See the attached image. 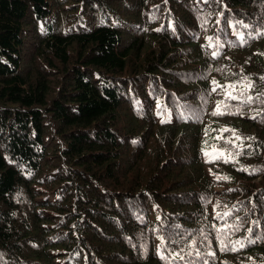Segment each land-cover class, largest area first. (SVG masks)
Listing matches in <instances>:
<instances>
[{"label":"trees","instance_id":"obj_1","mask_svg":"<svg viewBox=\"0 0 264 264\" xmlns=\"http://www.w3.org/2000/svg\"><path fill=\"white\" fill-rule=\"evenodd\" d=\"M258 32L264 0H0V264H264Z\"/></svg>","mask_w":264,"mask_h":264},{"label":"snow or ice","instance_id":"obj_2","mask_svg":"<svg viewBox=\"0 0 264 264\" xmlns=\"http://www.w3.org/2000/svg\"><path fill=\"white\" fill-rule=\"evenodd\" d=\"M237 24H239L241 27H244V28L249 27L248 25L243 24L242 22H239V21L237 22ZM233 27L235 28L236 25H233ZM256 35L257 36L264 35V32H258V33H256ZM240 38L244 39L243 34H241ZM217 47H219V45H217ZM218 54H219L218 52L213 53L214 56L218 55ZM261 79L264 80V77H261ZM245 80L247 81L248 78L245 77ZM212 83L215 84L216 82L213 81ZM252 87H253V85H252V83L250 81L245 83V85H244L245 92L251 90ZM226 88H230V89L235 90L236 89V85L235 84H229V85L226 86ZM215 90L216 89L213 88V91H215ZM242 95H243V93H242ZM229 99L237 100L238 97L231 95V93H228L226 95V97H225V100H229ZM253 99H255V98L252 97V96H248L245 100L241 101V103H250V102L253 101ZM222 106L224 108V111L221 110ZM218 114H238V113H236V112H228L227 111V104L225 102H221L220 104L217 105V109L212 113V115H214V116L218 115ZM252 118L255 119V117H252ZM222 131H230V130L223 129ZM233 136H234V138L236 140H241L242 139L241 137L237 136L234 131H233ZM249 139H251V138H249ZM203 154H204V156L206 158V162H209V163L213 162L214 160H220V159H223L225 163H229V162L234 161V157H233L232 153L225 154L223 152H214V153L204 152ZM239 154L240 153L237 152L235 155H239ZM241 170L242 171H246L247 169H241ZM216 179H218V180L219 179H228V177H219V176H217ZM223 215L227 216V215H230V213L226 212V213H223ZM229 227H232V226H229ZM222 231H224V229H217L218 234L220 232H222ZM251 232H252V229H249V233L250 234H251ZM250 242L254 243L255 241H250ZM194 245H195V242H193V245H191L190 247H194ZM236 245H239L240 247H245L246 246L244 241H242V240L235 241V242H233V246L231 248L232 251H239V248H237ZM221 247H222V249L224 248V245H223L222 241H221ZM169 255L171 256V260L169 261V264H173V262L175 260L183 261L185 259L184 255H182L180 253H176L174 255L173 254H169ZM188 255L190 256V255H192V253L189 252ZM195 255L199 258L200 257L199 251H196ZM207 255H214V253L209 252V253H207ZM162 258L165 259V260H168V257H162ZM188 264H192V262L188 261ZM202 264H208V261H203Z\"/></svg>","mask_w":264,"mask_h":264}]
</instances>
